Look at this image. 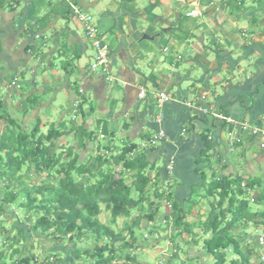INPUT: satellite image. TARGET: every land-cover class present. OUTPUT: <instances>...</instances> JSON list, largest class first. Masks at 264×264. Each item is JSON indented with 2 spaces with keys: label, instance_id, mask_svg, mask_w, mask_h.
Segmentation results:
<instances>
[{
  "label": "crops",
  "instance_id": "obj_1",
  "mask_svg": "<svg viewBox=\"0 0 264 264\" xmlns=\"http://www.w3.org/2000/svg\"><path fill=\"white\" fill-rule=\"evenodd\" d=\"M31 1L3 0L4 5L0 8L1 108L9 116V108L18 111L14 108L21 105V112H26L21 123H25L29 129L39 118L44 126V106L40 103L53 108V96L49 101L39 97L36 94L39 82L36 80L32 91L36 97L34 95L32 98L31 95L25 98L27 93H18L21 87L16 78L19 73L28 71L34 60L36 47L30 49L33 43L46 38L47 33L52 34L53 28L57 29L61 21L55 18L45 28L25 30L28 24L26 20L33 11ZM229 1L232 3L225 0H80L77 3L85 10L97 8L100 16L98 26L103 39L104 34L112 33L117 42L114 47L109 45L111 70L116 82L109 83L95 75H84L79 81L77 79L78 86L84 90L86 104L78 119L89 131L97 128L103 137L101 139L94 135L93 143L86 140L87 149L82 152L86 157L79 160V164H87L93 155H100L103 160L107 159L106 166L111 162L115 165L114 169L120 170L122 163L118 153L124 147L135 144L137 149L134 155L144 154L149 165L146 169L151 178L149 195L153 194L156 182L161 186L163 182L173 190L164 194L167 196L162 199L164 204H170V210L161 213L162 217L157 215L161 221L172 211L174 204L191 208V211L193 208L194 211L197 204L187 205L186 202L192 200L195 190L199 191V197L205 198V183L224 176L230 179L255 176L249 165L251 160L248 161L247 149H250L253 139H257L261 146L264 137L251 136L241 130L238 132L239 127L235 124L246 123L264 128V0ZM23 3L22 9L17 11L18 5ZM193 11H197L199 16L189 15ZM64 23L51 41L53 49L60 42L71 48V55L78 50L80 58L67 71L73 75L77 64L83 58L89 60L93 50L77 18L72 17V21L65 20ZM173 30H178L177 35L172 34L167 39ZM37 35L40 38H36ZM163 41L166 43L162 44ZM146 42L150 46L144 49L141 43ZM149 47L157 48L165 59L158 60L152 52H147ZM243 62L245 65L242 66ZM159 63L174 69H169L168 78L161 75L157 79L153 74ZM183 64L187 67L185 72L191 69L192 74L201 77L198 81L196 77L189 88L183 87L189 75L182 77L179 73ZM5 67L13 73L12 76L4 70ZM29 73L33 76L35 71ZM44 78L46 84L53 83L49 81V75H44ZM14 82L16 85H13ZM68 82L71 86L69 78L56 82L62 91L53 89L56 96L57 93H66L72 105L78 93L68 86ZM45 92H49L47 87ZM160 93L172 96L171 101L161 107L156 97ZM193 101L197 102V108H188L187 103ZM205 109H209L207 114L203 112ZM213 113L223 114L235 124L222 122ZM160 117L162 120L157 123ZM63 118L59 116L56 127L69 129L71 125H62ZM0 120L3 119L0 117ZM3 129L0 134L4 132ZM159 130L164 131L165 137L155 147L148 150L142 148ZM115 132H119L121 146L114 144L120 139ZM102 141L104 146L109 145L107 149L102 147L105 152L99 148ZM74 142V139L68 140V143ZM116 150H119L118 153ZM244 164L247 167L243 168ZM169 166L172 167L171 174H168ZM161 189V192L167 191Z\"/></svg>",
  "mask_w": 264,
  "mask_h": 264
},
{
  "label": "trees",
  "instance_id": "obj_2",
  "mask_svg": "<svg viewBox=\"0 0 264 264\" xmlns=\"http://www.w3.org/2000/svg\"><path fill=\"white\" fill-rule=\"evenodd\" d=\"M73 2L78 3L74 0ZM3 5L4 2L1 0L0 8ZM31 5L33 11L26 20L29 24L34 23L30 25L31 31L45 28L49 24L44 17L38 15L41 7L51 9L52 18L62 17L70 21L74 17L71 7L64 1L32 0ZM59 45L60 54L57 56L64 59L62 65L67 71L80 55L78 50L72 52V55L69 54L71 48L65 43L59 42ZM33 48L34 46L30 47ZM84 104L82 96L74 115L76 118L71 120L69 129L52 127L43 132L40 118L30 129H23L1 108L0 102L2 110L0 117L7 123L4 132L0 134V187L4 189L3 193H0V218L6 215L8 218L18 220L16 217L18 209H24L27 214L24 223L22 225L18 223L19 226H27L26 230L31 229L47 239L53 238L55 242V250L45 249L42 260L34 252L32 242L25 253L18 247L21 243L28 242L24 229L19 228V236H10V230L3 229V223H0V230L5 238L3 241L5 244L10 243L11 250L9 256L0 252V264H9V260H12L10 264H49L50 258H54L53 264H60L61 258L55 254L58 248L64 245V242L68 243V247L70 243L74 245L83 237H93L94 245L84 250L74 249L72 255L79 261L78 264L85 263L82 256L90 260L88 264H111L118 256L137 264L135 255L131 254L132 250L142 246L139 244L136 231L147 230L145 236L149 237L150 224L156 221L160 209V202L153 199L162 200L165 193L161 192L162 186L156 182L152 194L155 198L149 195L151 178L146 171L149 165L144 154L130 155L137 149L135 144L124 147L119 153L118 159L122 163V169L116 172L108 169L94 174L86 163L79 164V151L87 149L86 140L92 142L95 135L84 123L74 124L81 115ZM69 138L75 142L68 143ZM207 138L208 136L206 140ZM107 148L109 145L104 146V149ZM106 162L107 159L103 160L102 156L96 155L91 167L97 166L99 169ZM43 174H46L45 180L41 178ZM87 174L91 176L87 177ZM29 175L35 176V184L25 183ZM205 184L204 196L209 204V212L204 222L199 224L189 222L187 217L191 208L186 209L176 204L163 221L158 219L160 223L174 225L175 229L183 227L186 234L191 233L194 225L200 229V233L190 238V252L188 250L185 256L180 254L182 248L177 244L172 260L175 261L176 257L180 260L181 256L178 255H182L185 258L182 257L181 264L187 263L188 260L199 262L207 257L213 260V264H253L252 257L261 248L258 246L257 236L254 242H249L247 230L253 224L264 229V209L253 210L251 206L253 203L264 205V181L260 178L246 179L236 176L230 179L224 176ZM243 184L247 189L242 187ZM258 188L261 191L254 202H251L247 190ZM198 192L195 190L192 197L199 194ZM191 201L193 202V198ZM146 202L153 208L144 213L143 205ZM102 204L110 211L113 222L120 217L130 218L134 210L143 212V215L136 216L130 225L125 224V227L117 232L98 219ZM171 217L173 218L170 219ZM153 226L154 224L151 227ZM200 234L204 236L202 242L198 240ZM199 245L200 251L192 256L191 251ZM258 256L257 259H260V255Z\"/></svg>",
  "mask_w": 264,
  "mask_h": 264
},
{
  "label": "rangeland",
  "instance_id": "obj_3",
  "mask_svg": "<svg viewBox=\"0 0 264 264\" xmlns=\"http://www.w3.org/2000/svg\"><path fill=\"white\" fill-rule=\"evenodd\" d=\"M74 1L79 2L80 0H74ZM225 1L232 3L229 0H225ZM64 2L68 3L69 6H70L69 2H67V1H64ZM23 6H24V3L23 4H19L17 11H20ZM11 9H12V7H11ZM82 12L85 13V14H90L93 17V23L97 24V26L99 25V17L100 16L98 14L99 10L97 8L96 9H94V8L91 9L90 8V10H87V9L85 10V9L82 8ZM52 14H53V11L51 9L41 7L38 15L41 18L44 17V19H46V21L50 23L51 20L55 19V18H52V16H53ZM59 19L61 21L58 22V28L57 29L53 28V30H52L53 33L52 34H51V32L47 33V35H45L46 38L43 37L42 39H40L37 42L33 43V46L36 47V51L34 53V58H33L34 60L32 61V64H30L31 66L29 65V67L27 69L29 72L31 70L35 71V73H33V76L28 71H23L24 74L19 73V75L16 78L17 79L16 82L20 83L19 86L21 87V89L18 91V93L19 94H23V93L26 94L27 93V95H25L26 96L25 98H29L31 95H32V98H33L34 95L36 97V94H37L39 97H42L44 99V101H46V100L49 101L50 96L51 95L53 96V98H52L53 99V102H52L53 106L50 105V107L52 106L53 108H47V107H45V105L40 103L42 105V107L44 106L42 114H43V117H44L43 118V122L45 121V123H44V126L43 125L41 126V130L43 132H47L49 129H51V125L52 124L54 125V127H56V125L58 124V121L60 120L59 116L65 118V120L62 121V125H65V126H70L71 125V120L73 119L72 117H73V115L75 113V110H74V108L72 106H73V104L76 105L78 103V100L80 101L79 98H81L83 96V94H84V90L80 86H78V81L84 75L85 76L86 75H88V76L89 75H93V73L90 72V68L88 67L89 60L86 59V58H83L80 61V63L77 64L78 67H75L76 72L73 75L67 73V71L69 69L67 71H65L66 70L65 67L61 63L62 60H64V59L61 58L60 56L59 57L57 56L58 54H60V51L58 50L60 45L56 44V46H55L56 48L53 49L54 44L52 42L54 40V36L57 34V32H59L58 29L65 25L64 22H65L66 19H64L62 17H60ZM70 21H72V18H71ZM31 24H32V22L30 24L28 23L26 28H25V30H30L29 28H30ZM179 25H182V24H179ZM59 26H61V27H59ZM160 32L161 31L159 30V33ZM177 32H178V30H173L169 34V36H167V39H169V37L172 34L177 35ZM104 40H105L106 43H108L109 45H111L113 47L117 44L116 39H114V37L112 36V33L104 34ZM165 43H166V41H163L162 44H165ZM148 44H149L148 42L141 43V47H143L145 49L146 47L150 46ZM157 50L158 49L155 48V47L154 48L149 47V48L146 49L147 52H150V53L152 52L153 56H155L158 60H160V59L164 60L165 58H163V57L165 55L160 54V52H158ZM92 55H93V53H92ZM153 56H151V57H153ZM49 57H51V58L49 59ZM53 57L57 58V59L55 60ZM148 58H150V57H148ZM234 58H235V56H234ZM40 63H42V64H40ZM243 65H245V62H243L242 66ZM182 66L183 67H181L179 69L180 70L179 73L182 74V77H184V75H187V74L189 75V78L185 81L183 87L184 88H189L191 85L194 84V81H196V77H198L197 81L200 80L201 77L199 75L195 76V73L192 74L191 69L190 70L187 69V71L185 72V69L187 67H185L184 64ZM31 67H32V69H31ZM40 69H41V74H43V75H41L39 73ZM154 69H155V71H154L153 74L155 75V77L157 79L161 75H162V77L163 76H167V78H168V76L170 74V70L174 71L173 68L167 66L165 63H159V67H156ZM4 70H7L6 67L4 68ZM36 71H37V73H36ZM6 72H8V74H10L11 76L13 75V73L11 71H9V70H7ZM67 74H68V76L64 77V75H67ZM112 74L114 75L113 72H112ZM35 75H36V77L33 79V77ZM44 75H46V76L49 75L50 76L49 81H52L55 84H53V83L46 84ZM42 78H44V81L40 82V79H42ZM64 78H66V79L69 78L70 79L71 86L73 88H75V90H76L75 92L78 93L77 94L78 97L75 96V99L73 100L72 105H70V98L68 97V95L66 93L65 94L63 92H61L60 94L57 93V96H56L55 95L56 91L53 89V87H54L57 91H62L61 87L58 84H56V82H58V81L60 82V80L64 81ZM77 79H78V81H77ZM31 80H34V81H31ZM36 80L39 82L38 86H37L38 91H37L36 94H32V91L35 88V84H36L35 81ZM74 80L76 82H74ZM16 82H14L13 85L14 84L16 85ZM33 83H34V85H33ZM40 85L43 86V87H40ZM68 86L71 87L69 82H68ZM46 87H47L49 92H45ZM50 91H53V92L50 93ZM63 91H65V90H63ZM71 92L75 94L74 91H71ZM2 94H4V91H3ZM1 96L3 97V95H1ZM2 97H0V102L1 103H3L2 102L3 101ZM25 101H26V99H25ZM41 102H43V101H41ZM29 104L31 105V103H29ZM14 105H16V103ZM85 106H86V104L83 105V108ZM14 109H19V110L15 111V110H11L9 108L8 109L9 117L10 118L12 117V119L16 120L17 124L20 125L23 129L24 128L27 129V126L25 125V123H21L22 122L21 120L25 119L24 118V114L26 112H21V110H22V106L21 105H18V107L14 108ZM68 109H69V111H67ZM66 113L67 114L69 113L68 117H67ZM1 115H2V110H0V116ZM39 116H41V113H40ZM37 118H39V117H37ZM25 122H29V121L26 120ZM4 123H5V128H6V125H7L6 120L5 121L4 120H0V124H1L0 132L3 129V124ZM59 123H61V122H59ZM77 123L78 124H82V122L78 118L76 119L74 124H77ZM92 127H94V124L92 125ZM106 130H107V128H106ZM92 131L95 133V135L98 136V138H101V139L103 138L102 135H101V132H99L97 130V128H93ZM97 131H98V134H97ZM115 134H117V136L120 139L115 141L114 144L116 146H121L122 144L120 143L121 137L119 135V132L118 133L115 132ZM69 140H71V139L69 138ZM261 142L264 143V139H262ZM104 145H105V143L102 141L100 143V147H99L100 150L104 151V149L102 148ZM249 148L250 149H247L248 150V157H249L248 161L251 160L249 165L254 170V174H255L254 178H260V179H262L264 181V148H261L260 144L257 142V139H253V144H251ZM118 151L119 150H116L117 153H118ZM53 152H54V149H52V153ZM82 152L83 151H81L80 153H82ZM83 154L84 153H82V155L80 154V160H82V159H84L86 157V155H83ZM92 157L94 158V157H96V155H93ZM93 158H90L88 160L87 165H88V168L94 172V174H98L101 170L106 171L108 169L114 170L115 172L117 171V169H114L115 165L113 163H111V162L109 164H107V166L104 165L102 167H99V169H98L97 166L91 167ZM108 166H110L111 168H109ZM245 166L247 167V164H244L243 168H245ZM120 170H121V168H120ZM45 176H46V174L42 175V177H41L42 180H45L44 179ZM86 176L90 177L91 175L87 174ZM127 180H128V182H130L128 177H127ZM53 181H55V180H53ZM35 182H36L35 176L31 177L29 175L25 179V183H27L29 185H33V184H35ZM162 185L164 186V187L162 186V188L167 190L165 192V194H168V193L173 191L172 189L171 190L169 189V186L167 184H164L162 182ZM2 191H4V189H2L0 187V193ZM260 191L261 190L259 188L255 189V190H252V193H253L252 196H253L254 199L258 196ZM148 193L150 194V192H148ZM165 196H167V195H165ZM250 196H249V198H250ZM153 198H155V197H153ZM153 200L155 202H157V201L160 202V209L158 210V213H157V215L160 214V217H162L161 213L162 214L166 213L167 209L170 210V206L167 205V204H164L163 200H161L160 198H157V199L155 198ZM190 201H191L190 199L187 200L186 204L188 205V203H190ZM192 204L193 205L197 204L198 207H196L194 211H193V208H192V211L190 212V215H189V217H187V219L190 220L189 222H192V221L196 222V224H199L202 221L204 222L206 220V218L203 219V216L206 213L209 212V204H208L207 198L206 197L202 198L201 196L199 197V194H195L194 197H193ZM143 206L145 207L144 213L149 211V209L153 208L151 205H149L148 202H146ZM204 206L207 209L203 208ZM251 206H252L253 210H263L264 209V205L263 204H257V203L254 204L253 203V204H251ZM101 208H102L101 209V213L98 216V219L100 220V222H102L103 224H106L107 226H110L113 230H115L117 232L122 230V228L125 227V224L130 225L132 219H134L136 216L143 215V212H140L138 210H134L132 212L130 218L120 217V218L117 219L116 222H113L110 211H108L104 207L103 204L101 205ZM17 212L18 213L16 214L17 215L16 217H18V220L13 219V217H9L8 218L6 215H4L3 217L0 218V223H3V229L10 230V236H19V233H18L19 228L24 229L25 230L24 231L25 235L28 238V242H25L23 244L21 243L18 246L20 248L21 252H23V253L27 252L29 247H30V245H31L30 242H32V245L34 246V252L36 253V255H38V257L40 259L44 260V256L45 255H43V253H44L43 251H45V249L47 251L55 250V247H54V243L55 242H53V238L47 239L44 236L39 235L40 233L38 234L37 232H35V231L31 230V229H30V231L26 230L27 226H19L18 223H20V225H22V223H24L25 216H26L27 213H26V211L24 209H22V210L18 209ZM204 212H205V214H204ZM160 217L157 216L156 221H154V223L150 224L149 230H151L152 234L151 233L148 234V236H149L148 238H146L147 235L145 236V232L147 230L145 231L143 229V230L136 231V235H137L139 244H141L142 246L140 248L138 247V248L132 250L131 254L135 255V259L137 260V264H181L180 260H182V257H183L182 255L185 256L188 253L187 251L190 248V245H189L190 244V240H191L190 238H192L193 235H196V233H200L199 227L194 225V227H192V229H191V233L190 234H186L183 231V227L179 228V229H175V226L172 225V224L160 223L161 221L158 220ZM172 218L173 217H171L170 219H172ZM142 219H144V216L142 217ZM33 221H34V219H33ZM143 221L145 222L146 220H143ZM153 224H154V226L151 227ZM263 230L264 229L262 228V226H256L254 224L250 225L248 230H247V233H248V235H247L248 237L247 238H249V242H254L256 234L257 235L261 234V232ZM198 237H200L198 240H200L202 242V240L204 239V236L200 234ZM3 240H5V238H4L3 232L0 230V252L6 253V255L9 256V254L11 252V250L9 249V244L10 243L5 244ZM63 244L64 245L60 246L58 248V250L56 249L57 252L55 253L56 257L61 258L60 264H65V263H67V261H70L71 264H78L79 261L75 260V258H73V255H72L74 249L75 248H79V249L84 250L85 248H92L93 245H94V238L93 237H90V238L89 237H83L81 240L76 241V243L74 245L70 243L69 247L67 245L68 243L65 244V242H64ZM100 244H103V242H100ZM177 244H178L179 248H182L181 253H180L182 255H178V257L181 256L180 260H178V258L176 257L175 261H173L172 260V256L174 254V248H176ZM128 251H129V249H128ZM197 251H200V245H199V247H196L194 249V251H191L192 256ZM189 252H190V250H189ZM256 252H257V250H256ZM258 255H260V256L264 255V247L263 248L261 247V250L258 251L257 254L255 253V255L252 257V263L253 264H263L260 261V259H257V257H259ZM82 258L85 260V263H83V264H88V262H90V260H86L83 256H82ZM183 258H185V257H183ZM11 262H12V260H9V264ZM70 263H67V264H70ZM111 264H136V262L134 263V262L128 261L127 258H125V257L118 256V258H116L115 261H113ZM185 264H213V260L210 257H207V258H202L201 260H199V262L198 261H194V260H192V261L188 260L187 263H185Z\"/></svg>",
  "mask_w": 264,
  "mask_h": 264
},
{
  "label": "built area",
  "instance_id": "obj_4",
  "mask_svg": "<svg viewBox=\"0 0 264 264\" xmlns=\"http://www.w3.org/2000/svg\"><path fill=\"white\" fill-rule=\"evenodd\" d=\"M60 1H67L70 3L73 16L77 18L78 22L82 25L85 37L90 42L91 48L93 50L92 51L93 55L90 57L89 63H88L90 72L93 73V75L103 77L109 83L116 82L117 79L112 74V70H111V60H110L111 50H110L109 44L106 43L105 40L103 39V34L100 31V28L97 26V24L93 23V17L90 14L83 13L80 5L73 2V0H60ZM189 15L199 16V13L197 11H193ZM36 38H40V35H37ZM156 97H157L159 107H161L162 104L171 101V98H172V96L167 93H160ZM196 103H197L196 101L188 102L187 106L188 108L196 109L197 108ZM79 104H80V101L78 100V103L76 105L73 104L72 106L75 110L74 115L76 114ZM200 109H203V108L200 107ZM203 112L207 114L209 112V109L208 110L205 109L203 110ZM74 115L72 117L73 119L76 118ZM212 115L218 118L219 120H221L222 122L235 124L232 119L227 118L223 114L213 113ZM161 120L162 118L160 117L156 120V122L160 123ZM235 125L239 127L238 132L241 130L244 132H248V134H250L251 136H263L264 137V128L260 127V125L253 126V125L246 124V123H241L239 125L235 124ZM164 137H165L164 131L159 130L155 132V134L145 144L142 145V148L148 150L150 147H155L157 143L160 142ZM261 147L264 148V143H261ZM130 155L134 156V152H132ZM167 170L169 171L168 174H171L172 167L169 166ZM242 187L244 189H247L245 184H243ZM247 193L249 194V196L251 195L250 201L254 202L255 199L252 196L253 194L252 191L248 189ZM256 236H257L258 246L260 248L261 247L263 248L264 247V230L261 232V234L259 235L256 234ZM260 261L264 264V255L260 256ZM53 263H54V258H50L49 264H53Z\"/></svg>",
  "mask_w": 264,
  "mask_h": 264
},
{
  "label": "water",
  "instance_id": "obj_5",
  "mask_svg": "<svg viewBox=\"0 0 264 264\" xmlns=\"http://www.w3.org/2000/svg\"><path fill=\"white\" fill-rule=\"evenodd\" d=\"M166 31L164 30V33H165Z\"/></svg>",
  "mask_w": 264,
  "mask_h": 264
}]
</instances>
